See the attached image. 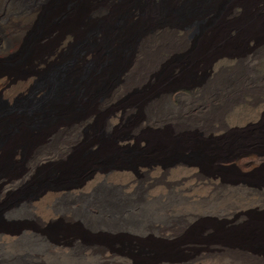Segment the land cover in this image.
I'll return each mask as SVG.
<instances>
[{
	"label": "bare ground",
	"instance_id": "obj_1",
	"mask_svg": "<svg viewBox=\"0 0 264 264\" xmlns=\"http://www.w3.org/2000/svg\"><path fill=\"white\" fill-rule=\"evenodd\" d=\"M236 6L242 8V13L227 18ZM188 25L197 27V32L185 60L179 65H161L160 60H156L159 53L175 48V43L170 40L172 36L166 38L163 30L175 32ZM263 36L264 15L257 7V0H161V5L156 7L153 0H0V55L14 56L21 63L20 70L10 69L0 73V78L7 86H18L13 96L31 89L40 94L34 106L28 109L15 107L0 115V169L7 167V171L0 172V182L5 178L7 188L23 186V192L18 195L10 193L13 196L8 199L10 201L0 203V219L20 209L31 213L34 203L45 195H76L83 184L97 174L105 175L114 170L112 167L101 168L98 163L107 154L122 155L123 149L101 126L97 130L100 151L96 156L90 153V141L85 137L76 151L60 159L58 156L52 162L46 154L38 156L34 153L32 167L37 175L31 176L32 172L25 166L26 157L45 140L54 139L61 126L72 128L81 124L88 116L97 114L96 108L99 109L111 96L127 95L129 106L141 111L159 98L165 102L173 91L169 80L177 73H190L223 56L233 57L247 49L248 39L258 41ZM156 62L161 66L159 71ZM35 78L39 80L35 82ZM215 97L206 100L209 103L206 108L202 105L188 109L187 116L210 112V107L221 100ZM166 123L160 120L150 123L154 130L148 132L146 139L151 149L167 151L170 156L166 161H149L148 166L167 169L182 162L187 167L204 170L208 165L217 167L221 162H227L238 171V163H244L239 161L241 155L260 142L258 133L261 129L233 132L205 141L195 133H175ZM184 148L193 152L196 158L174 155ZM17 153L21 156L18 162L14 157ZM56 173L73 175L81 180L70 186L45 183L48 176ZM199 218H193L192 222L198 220L196 226L187 229L190 235H200L209 224ZM99 225L106 224L99 222ZM63 227L61 232L43 238L49 249L89 251L99 256L102 264H190L165 252L166 248L176 252L181 241L169 243L150 238L148 245L118 248L104 242L107 235L91 231L105 228L97 227L95 222L82 225L71 220ZM30 229L33 231L32 227ZM221 229L217 231L221 237L215 239L221 244H229L231 249L264 254L257 242L226 239L222 237L224 228ZM23 234L29 232L22 227L9 230L0 222L1 241L18 239ZM145 250V254H137Z\"/></svg>",
	"mask_w": 264,
	"mask_h": 264
},
{
	"label": "rangeland",
	"instance_id": "obj_2",
	"mask_svg": "<svg viewBox=\"0 0 264 264\" xmlns=\"http://www.w3.org/2000/svg\"><path fill=\"white\" fill-rule=\"evenodd\" d=\"M159 4L161 5V0H153L155 7ZM257 7L264 15V0H257ZM241 13L240 6L233 7L227 18L239 16ZM134 14L138 16L137 12ZM196 32L197 27L193 25L175 32L163 30L162 34L166 38L174 36L175 39L170 40L175 43V48L160 52L156 60H160L161 65L182 63ZM156 63L157 71L161 70V66ZM20 65L14 56L0 55V73L10 69L20 70ZM38 80L39 78H35V82ZM169 84L173 91L167 95L165 102L159 98L141 111L129 106L127 95L117 96L118 98L111 96L99 106L100 110L96 108L97 114L88 116L79 126H61V135L58 133L57 136H60H56V140H45L46 142L32 150L26 157V164L24 163L26 168L29 167L30 173L35 169L32 167L34 153L38 156L46 154L52 162V154L64 150L59 159L72 154L85 137L90 141V153L96 156L100 151L97 130L102 126L104 132L114 138L116 145L123 149V154L103 156L101 163H98L99 167H112L114 170L109 174L94 175L96 178L84 183L76 195H45L34 203L31 213L20 209L9 216L3 215L0 222L5 228L15 230L22 227L29 234H23L18 239L14 237L11 241L0 240V264H102L99 256L89 251L81 252L75 248L67 251L51 248V251L47 247L43 238L61 232L63 226L69 225L71 220L82 225L95 222L97 227H105L91 231H100L104 236L107 235L108 240L104 242L112 243L118 248L148 245L150 238L169 243L181 241L176 252L170 248H166L165 252L186 263L264 264L262 252L231 249L229 244H221L215 240L221 237L217 231L223 227L225 234L222 237L249 239L246 240L247 243L257 242V247L264 250V36L258 41L248 39L247 49L235 53L233 57L223 56L190 73H177L169 80ZM14 85L7 86L0 78V115L11 109H28L40 97L32 89L17 97L13 96L18 88ZM215 96L217 100H221L210 107L212 109L209 108L210 112L202 116H187L188 109L202 105L206 108V103L209 104L206 100ZM126 110L128 112L124 114ZM154 120L169 123L175 133H195L203 140L206 139L205 141L233 132L261 129V133H258L260 142L254 149H248L241 155L239 161L244 163H238V171L227 162H221L217 167L208 165L204 170L187 167L182 162L167 169L148 166L149 161H166L170 156L167 151L153 150L148 146L146 136L149 131L154 130L149 125ZM184 149L174 155L180 154L185 159L196 158L193 152ZM17 155L18 153L14 156L16 162L21 160L20 154ZM1 171H7V167H3ZM32 173L31 176L37 175L36 171ZM4 180L6 179L3 178L0 182V203L11 199L13 196L10 193L18 195L23 192L21 185L5 187L7 181ZM80 180L73 175L56 173L48 176L45 183L52 186H70L76 185ZM70 209L73 210L71 213ZM193 218L209 223L200 235L186 232L190 227L196 226L198 220L192 222ZM99 222L106 225H99ZM145 252L146 250L137 254L142 255Z\"/></svg>",
	"mask_w": 264,
	"mask_h": 264
},
{
	"label": "trees",
	"instance_id": "obj_3",
	"mask_svg": "<svg viewBox=\"0 0 264 264\" xmlns=\"http://www.w3.org/2000/svg\"><path fill=\"white\" fill-rule=\"evenodd\" d=\"M127 112H128V110H126L125 111V113L124 114H127ZM122 117V116H121ZM64 150H62L61 152H59V153H54V154H52L50 157H52L53 156V159H57V157L58 156H61V153H63L64 154V152H63ZM63 156V155H62Z\"/></svg>",
	"mask_w": 264,
	"mask_h": 264
}]
</instances>
